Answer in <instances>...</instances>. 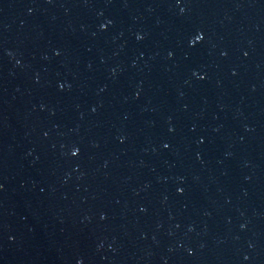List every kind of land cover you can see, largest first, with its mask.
I'll list each match as a JSON object with an SVG mask.
<instances>
[{
	"label": "water",
	"instance_id": "95a60500",
	"mask_svg": "<svg viewBox=\"0 0 264 264\" xmlns=\"http://www.w3.org/2000/svg\"><path fill=\"white\" fill-rule=\"evenodd\" d=\"M0 264H264V0H0Z\"/></svg>",
	"mask_w": 264,
	"mask_h": 264
},
{
	"label": "snow or ice",
	"instance_id": "6c2138e0",
	"mask_svg": "<svg viewBox=\"0 0 264 264\" xmlns=\"http://www.w3.org/2000/svg\"><path fill=\"white\" fill-rule=\"evenodd\" d=\"M202 39H203V37H202L201 35H197V36L195 37V40L193 41V43H195L196 41H200V40H202ZM201 78H203V77H201ZM73 154L75 155V154H77V153L74 152Z\"/></svg>",
	"mask_w": 264,
	"mask_h": 264
}]
</instances>
